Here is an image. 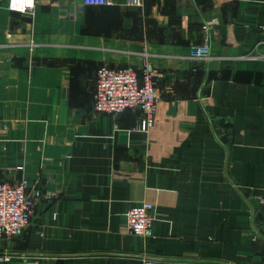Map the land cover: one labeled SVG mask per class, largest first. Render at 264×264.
I'll list each match as a JSON object with an SVG mask.
<instances>
[{
    "label": "crops",
    "instance_id": "obj_1",
    "mask_svg": "<svg viewBox=\"0 0 264 264\" xmlns=\"http://www.w3.org/2000/svg\"><path fill=\"white\" fill-rule=\"evenodd\" d=\"M0 0V181L43 197L0 264H264V0ZM210 23L207 64L189 47ZM157 71L148 134L140 112L93 110L95 72ZM19 168L21 170H19ZM153 205L152 236L126 213Z\"/></svg>",
    "mask_w": 264,
    "mask_h": 264
},
{
    "label": "built area",
    "instance_id": "obj_2",
    "mask_svg": "<svg viewBox=\"0 0 264 264\" xmlns=\"http://www.w3.org/2000/svg\"><path fill=\"white\" fill-rule=\"evenodd\" d=\"M128 6L141 9L143 0H126ZM7 10L12 13L30 14L34 6L25 7L23 12ZM109 0H82L78 7H108ZM210 23L201 25V41L192 43L189 47L187 59L197 64H207L215 57L210 53L209 31ZM243 61H264V41L256 42L247 54L236 57ZM157 71L153 69L148 60L143 58L138 70L131 67L111 69L105 65L97 68L95 72L93 110L97 114H105L117 117L126 110L140 112L138 124L132 131L148 134L154 124V114L158 101L155 79ZM19 170H21L19 168ZM29 181L21 178L18 183L10 185L0 181V237L6 240L16 237L29 224L36 203L43 197L42 192L35 187L28 192ZM152 212L151 203L142 202L132 207L126 213V230L133 236L150 238L152 236ZM2 262L8 261L6 256L0 258ZM142 264H157L152 261H144Z\"/></svg>",
    "mask_w": 264,
    "mask_h": 264
},
{
    "label": "clouds",
    "instance_id": "obj_3",
    "mask_svg": "<svg viewBox=\"0 0 264 264\" xmlns=\"http://www.w3.org/2000/svg\"><path fill=\"white\" fill-rule=\"evenodd\" d=\"M34 6V0H10V9L13 11L23 12L25 7L31 8Z\"/></svg>",
    "mask_w": 264,
    "mask_h": 264
}]
</instances>
